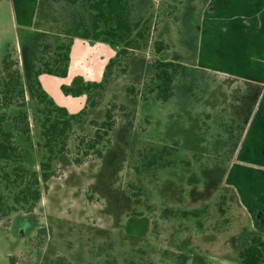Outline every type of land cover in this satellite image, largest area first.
I'll return each instance as SVG.
<instances>
[{"label":"rangeland","instance_id":"374dc122","mask_svg":"<svg viewBox=\"0 0 264 264\" xmlns=\"http://www.w3.org/2000/svg\"><path fill=\"white\" fill-rule=\"evenodd\" d=\"M154 2L160 7V0ZM24 6L19 0H0V61L11 52L22 70L29 67L33 55L26 43L22 46L21 35L25 41L29 33H23L32 30L31 36H37L35 48L44 42L56 46L61 32L70 24L71 10L63 2L39 0L26 10L25 22L29 25L24 26L20 25L25 19ZM162 15L159 11L157 22H161ZM189 27V37L193 39L195 35ZM173 32V25L165 23L162 36L172 34L175 40L178 37ZM115 55L116 49L107 43L75 38L67 76L42 74L40 82L58 106L77 114L84 109L87 95H67L62 87L101 82ZM188 57L190 63H185L176 97L167 103L155 94L144 99L155 73L154 52L138 54L130 61L128 73L111 84L103 106L90 115L89 121H102L106 105L111 102L130 104L132 116L125 118L117 111L111 146L102 158H92L80 166L73 163L78 139L91 137L94 130L89 122L74 127L69 153L54 163L56 174L48 188L43 187V197L35 209H20L0 219V264H50L58 256L65 257L68 264H180L181 255L188 256L186 264H239L236 253L246 236L263 231L251 228L250 206L244 195L241 199L237 194L238 175L249 169L239 167L241 157L236 156V164L226 173L238 141V134L221 131L222 126L236 125L230 113L219 111L214 118L218 122L209 120L204 129L202 114L220 106H238L244 92L233 88L231 81L195 69L193 58ZM200 64L201 68L217 70L216 65L204 60ZM131 83H138L141 95L129 103L126 87ZM22 109L31 122L30 137L15 131L10 124L7 127L15 132L16 144L24 150L23 165L39 172L45 154L39 121L41 106L28 97ZM19 110L14 106L5 112L13 116ZM202 130L208 134H202ZM175 141L180 143L178 153L171 157L175 165L163 168L159 162L161 148ZM247 143L252 146L249 137ZM248 164L255 167L250 161ZM6 170L11 171L12 166ZM263 175L243 176L239 180L247 196L254 198V182ZM189 177L199 182L189 185ZM18 191L16 187L6 189L0 180V193L13 198ZM222 194L226 200L221 205ZM165 210L179 213L167 216ZM185 210L202 212L198 217H182L180 212ZM42 228L47 235L39 234Z\"/></svg>","mask_w":264,"mask_h":264},{"label":"trees","instance_id":"16d2710c","mask_svg":"<svg viewBox=\"0 0 264 264\" xmlns=\"http://www.w3.org/2000/svg\"><path fill=\"white\" fill-rule=\"evenodd\" d=\"M48 1L54 4L63 2L71 7L70 24L61 32V41L56 46L44 42L35 48L34 39L37 36L35 34L34 37L31 36L34 32L30 30L23 33H29L25 41L24 35H21L22 46L24 47L26 43L30 55H33L29 67H24L22 70L19 61L13 59L11 52H7L0 61V180L5 184L6 189L19 188L13 198L0 193V219L8 218L20 209L27 212L35 209L43 197V187L48 188L49 181L56 174L54 163L59 159H64L69 153L68 142L75 126L89 122L94 131L91 137H79L73 163L80 166L92 158L100 159L104 156L105 150L111 146V137L117 126L116 112L119 111L125 118H129L132 116L130 104L115 102L107 104L102 121H89L90 115L103 106L108 88L117 78L128 73L130 61L138 54L152 51L156 57L152 64L155 71L151 81L152 85L144 99L147 100L149 95L155 94L158 100L167 103L176 97L177 83L185 68V63L190 61L188 56L193 58L192 64L195 65L198 37L197 28L191 16L195 13L193 7L195 4L205 5L207 3V0H170V2L160 0L161 5L158 7L153 0ZM159 11L163 12L160 23L156 21ZM197 13L199 14L200 11L198 10ZM168 22L173 25V33L178 37L175 40L172 34L162 36L164 24ZM189 25L192 26L195 35L193 39L189 37ZM160 29L161 37H159ZM75 38L107 43L116 49V55L106 66L101 82H80L75 87H62L67 95H87L84 109L77 114H71L66 108L55 103L43 89L39 77L42 74L67 76L71 48ZM189 39L190 43L193 41L191 46L188 44ZM211 77L216 78L217 76ZM242 90L244 92L242 97L245 96L247 99L245 101H250L247 97L252 89L245 85L242 86ZM126 93L129 103L137 101L141 95L138 83L129 84L126 87ZM28 97L41 106L39 121L45 154L40 163L39 172L31 171L23 165L24 150L16 144L15 132L8 128L10 124L15 131L25 137H30L31 122L28 113L22 109L26 106ZM14 106L20 109L19 112L13 116L7 115L5 111ZM234 108L237 106L230 108L221 106L213 114L203 112L205 121L202 129L209 120L215 121L214 124L217 123L218 119L214 118L217 117L219 111L224 110L223 112L230 113L234 118L232 122L236 125L228 126L229 128L222 126L221 131H226L224 134H236L239 127L242 130V126L246 125L249 112L246 106L245 109L240 107L238 113L234 111ZM243 112L245 121L240 118ZM202 134L208 133L202 130ZM216 134L223 133L216 132ZM179 145L178 141L163 145L159 160L161 167H174L175 161L171 157L178 153ZM10 165L12 170L7 171L6 168ZM188 182L189 185H193L199 180L189 177ZM225 200L226 195L222 194L219 204H224ZM174 212L165 210L167 216L179 213ZM201 212V210H185L180 214L182 217H198ZM39 234L47 235L46 229H40ZM236 255L239 264H264V234L256 232L247 235ZM178 257L181 260L180 264H186L189 260L187 255ZM50 264H68V262L65 257L58 256Z\"/></svg>","mask_w":264,"mask_h":264},{"label":"crops","instance_id":"0c3cea01","mask_svg":"<svg viewBox=\"0 0 264 264\" xmlns=\"http://www.w3.org/2000/svg\"><path fill=\"white\" fill-rule=\"evenodd\" d=\"M19 2L25 5L23 9L25 13L33 7L34 2L39 0H19ZM193 11L195 13L191 16L197 28L198 37L195 69L212 76L216 75V78H222L224 81H231L233 88L248 85L253 92V95L251 92L247 97L250 101H245L247 99L244 96L237 108H234V111L238 113L240 107L244 109L245 106L248 107L249 116L242 130L239 127L236 132L239 139L232 149V159L227 164L226 173L236 164L234 163L236 156L241 157L239 167L249 170H242L239 173L236 181L239 187L237 194L241 199L244 195L246 200L244 202L250 206L253 218L251 228L256 230L263 228L260 234H264V177L254 182L255 200L252 196H247L239 182L243 176L248 178V176L264 174V0H207L205 5L195 4ZM27 20L25 13L24 22H20V25H29L25 22ZM249 25L252 28H249ZM201 60L216 65L217 70L207 66L201 68ZM215 112L217 110L209 113ZM243 115L240 118L245 121ZM248 137L252 146L247 143ZM224 141L222 143L225 145ZM247 150L252 153L249 154ZM249 161L254 163L255 167H249Z\"/></svg>","mask_w":264,"mask_h":264}]
</instances>
